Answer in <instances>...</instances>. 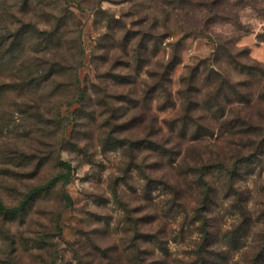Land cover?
<instances>
[{"label":"rangeland","instance_id":"obj_1","mask_svg":"<svg viewBox=\"0 0 264 264\" xmlns=\"http://www.w3.org/2000/svg\"><path fill=\"white\" fill-rule=\"evenodd\" d=\"M224 7L226 14L210 15L208 23L196 30L185 26L193 30L182 32L174 30L179 28L174 18H169L172 30H166L163 9L147 0H33L30 12L22 15L34 19L40 30L48 31L60 18L75 33L66 40L70 46L76 45L77 32H82L86 55L78 74L88 93L85 107L80 101L72 102L73 88L61 85L73 79V72L66 71L57 83L45 85L36 101L29 95L30 101H25L17 93L6 96L7 107L0 110V198L19 209L11 216L0 213V264L13 247L21 264H79L80 259L100 258V245L116 246L115 256L123 257L130 254L128 246L139 230L161 228L172 238L166 263L189 260L197 230L187 225L181 233L185 215L176 207L169 209L173 193L161 186L160 177L177 178L190 207L199 197L196 177L181 176L168 157L148 161L143 143L148 129L156 125L149 122L140 95H128L141 93L148 85L158 91L150 96L155 98L161 137L186 149L190 136L184 138L181 129L183 119L191 115L197 125L186 124L184 131L202 133L203 141L197 145L205 159L245 161L238 183L256 222L253 230L263 227L264 0H230ZM202 15L197 9L196 16ZM6 21L0 11V24ZM183 21L195 23L192 18ZM141 41L143 62L135 73L137 65L129 64L127 51ZM70 52L65 56L78 57L77 51ZM171 61L175 66L165 93L158 89L159 75ZM209 98L210 112L204 103ZM194 99L199 107L192 104ZM254 129L253 137L242 135ZM52 146L61 150L63 161L71 163V181L38 192L62 173L48 163ZM214 177L218 180L220 175ZM233 208L230 197L218 201L212 212L214 222L225 228L239 221ZM155 244L160 252L161 244ZM261 248L263 238L254 234L243 237L234 251L237 258H250Z\"/></svg>","mask_w":264,"mask_h":264},{"label":"trees","instance_id":"obj_2","mask_svg":"<svg viewBox=\"0 0 264 264\" xmlns=\"http://www.w3.org/2000/svg\"><path fill=\"white\" fill-rule=\"evenodd\" d=\"M147 1L150 5H159L163 9L166 17L164 23L166 30H172L168 27L170 25L169 18H174L177 23L176 26H179L178 29L175 27L174 30L186 32L188 30H196L198 26L200 27L202 24L208 23L209 18H211L210 15L226 14L227 11L224 6H228L230 0H159V3L154 2V0ZM32 4L33 0H3L0 3L2 5L0 6V11L4 13V18L7 20L3 23V26L0 24V110H4L7 107L5 98L10 93L22 95L21 97L25 101H30L26 99L30 98L28 97L29 95L31 96L30 99H33L32 101H36V94L44 91L45 85L48 84L49 87L51 84L57 83V80L66 71L73 72V79L61 85L66 90L73 88L72 102L80 101L85 107L88 91L85 90V87H82L78 74L86 55L85 46L82 41V32H77V36L75 37L76 45L70 46L67 45L66 40H69L70 36L74 38L72 35L75 33H72L70 26L62 23L60 18H57V23L48 29V31L40 30L34 19L31 17H29L30 19H26V14L30 12ZM197 9L203 13L201 17L196 16ZM23 13L26 14L22 15ZM185 18H192L195 23L187 25L188 23H183ZM185 26H193V29ZM73 27L77 29L76 25H73ZM127 40L129 43L131 42L130 35L127 36ZM34 41H36L35 44ZM38 42L40 43L38 44ZM44 45L45 47L41 48ZM138 45L137 47L134 44L133 49L127 51L129 64L135 62L137 65L135 73H138L140 69L138 67L142 65V52L145 43L141 41ZM70 51H77L78 57L65 56V53H69ZM129 52H131L130 55ZM106 60L108 59L106 58ZM168 62L162 66L159 75L158 89L165 93H169L170 72L175 66V61H171L170 64ZM126 68H130V65H127ZM153 75L149 71V76L153 77ZM131 84L136 85V82H130L129 85L131 86ZM149 86H146V90L141 93H132L131 91L128 93V95L133 96L134 94L140 95L139 98L143 99V108L147 111L149 122L156 125L154 130L148 129L145 142L143 143L146 148L148 161H159L161 158L168 157L171 161L175 162L181 176L194 175L196 177L195 186L199 190V197L196 199L195 206L190 207L187 203L186 191L183 190V185L177 181V178L172 181L166 174L160 177L161 186L170 189L173 193L172 198L169 199L171 203L169 209L176 207L178 211H182L185 215L181 223V233H185L187 225H195L194 229L197 230L195 233L191 232L197 235L191 241V257L184 264H264V248H261L259 254L253 255L250 258L245 257V255L237 258L236 251H234L243 237L253 236L254 234L263 238L264 244V223L263 227L253 230L256 222L251 210L248 208L249 201L246 200L244 190L238 183L241 177V166H243L241 164H244L245 161L238 160L237 163H233L226 159H217V162L205 159L199 146L204 138L202 133L200 134L195 130L191 135H188L184 131L187 129L186 124L197 125L198 120L191 115L190 117L187 115L183 119L184 126L181 129V131L183 130L184 138L190 136L186 149L180 148V144L174 143L173 140L170 141V138L161 137L162 130L158 131V120L153 110L155 98L150 96V93L158 91L149 88ZM204 103L209 106L208 111L210 112V108H213L211 107V98L206 99ZM192 104L195 107H199L200 102L198 99H194ZM35 106L40 109L38 102H36ZM188 107L191 109V102L188 103ZM202 120L204 121V118ZM64 132H66L65 127L62 133ZM207 134L213 135L212 131H208ZM246 134H251L250 137H253L256 134L255 129L245 131L244 134L242 133V135ZM249 143L252 145L251 139ZM60 152V149L57 150L52 146V150L49 151L48 155V163L53 162L55 168H59L62 173L40 189L37 188L36 191L48 190L50 192L62 181H64V185L70 183L73 168L70 162L61 159ZM192 153L193 155L191 156ZM154 163L156 162L152 164ZM216 173L220 175L218 180L214 177ZM149 175L150 180H148L147 189H149L150 194L153 189V181L151 173ZM221 195H223V198ZM226 197H230L233 200V209L237 211L240 218L239 221H235L231 225L222 228L214 222L215 217L212 212L213 207L218 204V201H222ZM67 201H70L68 194ZM18 209V207H9L0 198V213L11 216L16 214ZM190 209H192V213H190ZM262 214H264V211ZM162 225H166L164 221ZM164 229L161 228L158 232L157 230L155 232L139 230V236L134 237L130 241V245L128 246L130 254L126 256H115V253L118 251L116 246L100 245V258H90L87 261L80 259L79 264H168L165 257L169 255L167 244L168 240L172 238L168 237V234L163 231ZM10 232L11 227L8 230L9 234ZM6 241L10 242V238H7ZM153 241L154 243L150 244ZM13 242H11L12 246H14ZM155 243L163 244L165 247L160 245L161 251L158 252ZM16 253L17 250L13 247V253H7L8 258L2 264H21L16 257ZM173 263L175 264L176 261L173 260Z\"/></svg>","mask_w":264,"mask_h":264}]
</instances>
